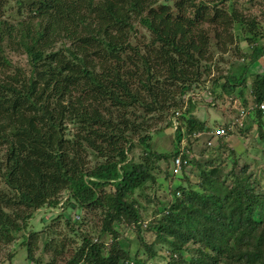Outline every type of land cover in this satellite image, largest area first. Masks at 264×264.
Returning <instances> with one entry per match:
<instances>
[{"label":"trees","instance_id":"1","mask_svg":"<svg viewBox=\"0 0 264 264\" xmlns=\"http://www.w3.org/2000/svg\"><path fill=\"white\" fill-rule=\"evenodd\" d=\"M254 2L264 8V0H0V256L8 264L17 246L30 264H264V167L249 170L225 142L250 123L264 141V74L247 85L264 54V22L246 13ZM241 43L250 60L235 65L246 57ZM212 64V102L225 98L231 112L235 98L243 103L222 123L194 114L192 95ZM216 125L225 135L207 155L198 134ZM167 130L173 150L158 153L153 141ZM159 178L167 195L146 220L135 194ZM37 212L45 225L30 229ZM126 229L145 259L120 244ZM41 234L45 263L36 258Z\"/></svg>","mask_w":264,"mask_h":264},{"label":"rangeland","instance_id":"2","mask_svg":"<svg viewBox=\"0 0 264 264\" xmlns=\"http://www.w3.org/2000/svg\"><path fill=\"white\" fill-rule=\"evenodd\" d=\"M246 8H248V13L249 15H252L256 17V19L260 22H264V8L261 7L259 4H252V5H247ZM15 18V15H12ZM261 44L264 46V39L261 41ZM242 51L246 53V57L242 61H238L234 63L235 65H245L246 63H249V54L251 53V49H249L245 43L240 44ZM6 55H8L11 60L16 64V65H23L22 59H19L15 57L14 55H10L9 52H5ZM251 62V61H250ZM252 66L250 67L249 71V76L247 80V85L250 86L251 84V79L253 78V75L256 73L259 74H264V54L262 53V56L260 57L259 60H257L255 63L251 64ZM227 66H223V69H226ZM211 74L209 77H207L205 84L202 86H199L196 88V90L193 93L194 97V102L197 103L196 110L194 112L195 115L198 113H202L203 111H207V119L208 120H217L219 123L223 122V119L226 120L225 117L227 116H234V118L238 115V109L239 106H242V101L240 99H236L235 106L238 108H235L233 112H231V107L228 104L227 100L221 101V99L212 102V97L210 96V80L212 77L217 75L216 69L213 68V64L211 65ZM246 98L248 100V104L251 102V96L246 95ZM212 102V104L216 105L213 107L208 106L209 103ZM223 102V103H222ZM233 109V108H232ZM206 114L204 115V117ZM176 124V120H175ZM215 129H219V127L216 125L214 127ZM248 130L245 131H238V129L235 130L233 136H227L225 139V142L227 143V150H233L236 153L237 158L241 157L245 159L247 164L249 165V170H253V168L257 165L260 164L261 167H264V141H262L259 136H258V129H256V126L253 125V123H250L249 125H246V129ZM206 135H203L202 139H206ZM173 130L171 131H166L165 135L160 136L159 138H155L153 141V149L157 151L158 153H171L173 150ZM213 145L212 146H207V155H210L215 151L213 154L217 153L216 149L217 147V138H213ZM226 150V151H227ZM223 151V150H222ZM223 155L226 152H222ZM228 155V152L226 153ZM221 153L218 154V156L224 160V156ZM209 157V156H208ZM245 161H240L241 163ZM161 165L164 167V163H161ZM189 170V169H188ZM194 177H192V181L196 182L197 180V171L196 169L192 170L191 172ZM160 181L157 183L155 186H150V188L145 189L144 192H138L135 194V199H137L144 207V211L142 212L146 215L145 218L146 220H149L151 217V212L153 210V207H156V199L163 201L165 200L164 198L166 197V186H167V181L164 180V178H159ZM147 197L151 199V202H148ZM52 211V210H51ZM54 212V211H53ZM56 213H61L60 210L56 211ZM38 212L35 214L34 218L30 220V226L29 228L34 229V230H40L44 227L45 224H41V221L38 220ZM59 231L60 229H64V226L60 223L58 228ZM28 232V231H27ZM124 238L121 239L120 244L124 248H128L129 252L131 255H135L137 252H139L138 259H145L146 255L143 252V249L140 248L138 245L136 235L126 229L125 234L123 236ZM143 237L146 240L147 243L154 242L156 245L157 249H162L166 248V245L162 244L160 241L156 240L154 237V234L152 233H143ZM44 234H41V241H40V251L36 253V258L41 259L43 263L48 262V257L44 254L42 251L43 246H44ZM106 242H109V239H106ZM10 248L14 251L15 248L13 246H10ZM18 250V253L12 258V264H30L29 261L26 259V252L25 249H18V246L15 251ZM3 252H5L3 250ZM5 258V257H4ZM0 261H2V264H8L5 259H3L0 256ZM160 262V263H158ZM156 262V264H165L164 261L160 260Z\"/></svg>","mask_w":264,"mask_h":264},{"label":"built area","instance_id":"3","mask_svg":"<svg viewBox=\"0 0 264 264\" xmlns=\"http://www.w3.org/2000/svg\"><path fill=\"white\" fill-rule=\"evenodd\" d=\"M252 108H249V110H251ZM260 109L261 110H264V103H262L261 105H260ZM247 112L248 111H245L244 110V112L243 111H240V113H239V119H238V121L240 122L241 120H242V118H243V115H245V114H247ZM173 121H174V127H175V119H173ZM235 121H237V120H235ZM211 135V139H209L208 141H207V146H212L213 144V138L214 137H216V138H220V137H222V136H224L225 135V130L223 129V128H219V129H216V130H214V132H212V133H210ZM198 136H201V134H198ZM179 170V166H178V163H177V165H176V167L175 168H173V173H177V171ZM75 218L76 219H78L79 217L78 216H75Z\"/></svg>","mask_w":264,"mask_h":264},{"label":"crops","instance_id":"4","mask_svg":"<svg viewBox=\"0 0 264 264\" xmlns=\"http://www.w3.org/2000/svg\"><path fill=\"white\" fill-rule=\"evenodd\" d=\"M227 121V120H226ZM210 133H212V131L211 132H207V133H204V134H202L201 135V139H202V137H203V135H206L207 137H206V139H203L204 141H206V143H207V141L209 140V139H211L212 137L210 136L211 134Z\"/></svg>","mask_w":264,"mask_h":264}]
</instances>
